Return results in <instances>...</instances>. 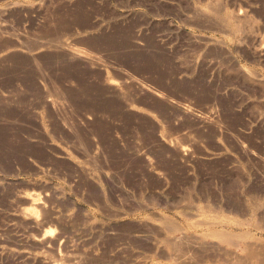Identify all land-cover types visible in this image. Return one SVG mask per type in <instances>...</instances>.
<instances>
[{
  "label": "rangeland",
  "instance_id": "1",
  "mask_svg": "<svg viewBox=\"0 0 264 264\" xmlns=\"http://www.w3.org/2000/svg\"><path fill=\"white\" fill-rule=\"evenodd\" d=\"M202 244L264 264V0H0V264Z\"/></svg>",
  "mask_w": 264,
  "mask_h": 264
},
{
  "label": "bare ground",
  "instance_id": "2",
  "mask_svg": "<svg viewBox=\"0 0 264 264\" xmlns=\"http://www.w3.org/2000/svg\"><path fill=\"white\" fill-rule=\"evenodd\" d=\"M238 17V19H239V16H237ZM69 46V45H68ZM53 47H54V45H53ZM75 48V47H74ZM28 49H30V48H28ZM66 49H67V47H66ZM69 52H70V54H71V56H72V58L73 59H81L82 60V58L83 59H87V60H90L91 58V56H89V53H85L84 51H81L80 49H69ZM92 57H94V56H92ZM124 75V74H123ZM119 76V75H118ZM119 78V77H118ZM120 78H121V76H120ZM126 78V77H125ZM122 80V79H121ZM121 82H123V81H121ZM121 85H122V83H120ZM158 97V96H157ZM160 97V96H159ZM49 101V100H48ZM47 101V102H48ZM51 101V100H50ZM46 103V102H45ZM49 106H50V103H49ZM52 107V106H51ZM54 109V108H53ZM51 110V109H50ZM55 110V109H54ZM185 114H187V115H190V116H193L198 122H200V123H207V122H209L210 121V118H208L207 116H201V115H196V114H194L190 109H188V108H183V110H182ZM185 237L186 236H184V239H185ZM197 242V241H196ZM198 243V242H197ZM208 244H210V243H208ZM213 244V243H212ZM215 244V243H214ZM199 245V244H198ZM202 245H204V244H202ZM190 245H188V247H189ZM204 246H206L205 248L203 247H201V248H197V247H195L194 245L191 247L190 246V248H187L185 251L183 250V251H179L177 254L175 253V255H176V257H175V259L180 263V264H194V256L196 255V256H198V254L199 255H201V256H206L207 258L211 255V251H209L210 252V255H209V252H208V250H209V248H207V245H204ZM264 246V245H263ZM262 246V247H263ZM211 247V246H210ZM248 247H249V249H248V254H246L248 257H250L251 259L252 258H256V260L258 259V255H260L261 254V252L260 251H262V250H260V251H258V249H261V247L260 248H258L257 247V245L255 246L256 248H257V251H256V249L255 248H250V244H248ZM216 252V251H215ZM214 252V253H215ZM257 252H259L258 254H257ZM214 253H212V254H214ZM245 255V258H247V256ZM263 255V254H262ZM261 255V256H262ZM199 257V256H198ZM219 257V256H218ZM223 257V256H222ZM202 258H204V257H202ZM202 258L200 257V260H202ZM211 258V257H210ZM209 258V259H210ZM216 258V257H215ZM226 258V257H225ZM224 258V259H225ZM229 258H230V256H229ZM244 258V259H245ZM263 258V257H262ZM221 259V258H220ZM237 259H239V258H237ZM199 260V261H200ZM223 260V259H222ZM228 260V259H227ZM234 260V259H233ZM246 261H247V259H245ZM224 261V260H223ZM226 261V260H225ZM248 261H250V260H248ZM259 261V260H258ZM262 261H263V263H264V258L262 259ZM261 260H260V262H262ZM197 262V261H196ZM202 262V261H201ZM205 262V261H204ZM234 262V261H233ZM178 263V264H179ZM227 263V262H226ZM236 263V262H235ZM240 263V262H239ZM257 263H259V262H257ZM237 264V263H236ZM260 264V263H259Z\"/></svg>",
  "mask_w": 264,
  "mask_h": 264
}]
</instances>
